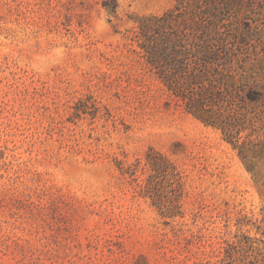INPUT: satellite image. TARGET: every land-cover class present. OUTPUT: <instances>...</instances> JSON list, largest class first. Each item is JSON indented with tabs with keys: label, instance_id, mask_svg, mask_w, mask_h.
Returning a JSON list of instances; mask_svg holds the SVG:
<instances>
[{
	"label": "rangeland",
	"instance_id": "1",
	"mask_svg": "<svg viewBox=\"0 0 264 264\" xmlns=\"http://www.w3.org/2000/svg\"><path fill=\"white\" fill-rule=\"evenodd\" d=\"M174 4L0 0V264H264V98L245 157L185 112L134 38ZM237 18L264 92V0Z\"/></svg>",
	"mask_w": 264,
	"mask_h": 264
},
{
	"label": "trees",
	"instance_id": "2",
	"mask_svg": "<svg viewBox=\"0 0 264 264\" xmlns=\"http://www.w3.org/2000/svg\"><path fill=\"white\" fill-rule=\"evenodd\" d=\"M244 1L175 0L160 16L144 18L134 34L147 67L169 94L243 157L259 145L250 138L256 132L250 105L264 98L249 84L235 46Z\"/></svg>",
	"mask_w": 264,
	"mask_h": 264
}]
</instances>
